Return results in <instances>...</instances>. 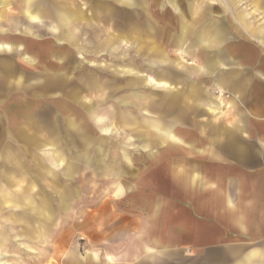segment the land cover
<instances>
[{
    "label": "rangeland",
    "instance_id": "1",
    "mask_svg": "<svg viewBox=\"0 0 264 264\" xmlns=\"http://www.w3.org/2000/svg\"><path fill=\"white\" fill-rule=\"evenodd\" d=\"M8 1L9 5L3 8L0 20V42L5 41L15 49L12 52H0V151L6 149L21 154L24 161L21 171L24 175L19 172L13 178L22 180L24 187L35 183L36 189L42 193L40 197L46 199V209L49 211L51 208L56 212L46 224L44 238L38 233L21 234L13 220L7 222V225H14V230L9 232L6 252H0V264H75L82 261L87 250L101 249V246L92 244L91 235L100 232L102 224L108 220L112 224L120 215L133 213L134 192L143 185L147 172L161 168L166 162L182 165L181 161L188 159L183 155L191 152L178 150L169 154L167 147L161 143L155 142L149 148H144V135L135 134L130 125L113 121L118 115L127 118L131 115L139 120H153L165 115L164 92L162 86L156 84L166 72L164 68L184 78V82L177 86L180 91H191L197 87L202 97H207L212 103L222 102L221 114L217 118L205 105L196 108L193 98L187 101L191 107L187 112L200 111L194 125L192 121L187 124L191 134L197 136L203 146L225 147L229 134L239 132L233 130L235 126L246 128V121L242 122L238 118L245 111V106L255 100L256 105L261 106V98L264 99L263 80L248 71L264 68V34L261 33L264 30L261 28L264 26L263 0H259L261 10L258 12H255L256 0H136L135 7L117 0H59L79 14L72 29H63V35L68 36L73 43L54 39L50 30L51 20L44 15L40 26H46L43 29L46 33H39L34 28L29 35L23 36L25 26H17L16 22L22 15L24 2ZM176 2L183 5L181 8L190 26L192 20L198 19V16L193 15L191 6L195 9V6L204 4L203 26L211 29L213 23L223 28L226 26L236 42L246 37L251 42H247V46L262 52L251 65L243 67L248 72L250 82L242 88V92L241 89L238 92L228 86L222 90L217 88L219 74L228 73L236 66L227 64L213 74L203 73L201 66L209 60L211 52L205 53L198 47L201 24L195 27L181 48L175 45L182 21L180 13L174 8L177 7ZM46 7L48 4L40 9ZM215 9L220 15L211 13ZM259 32L262 39L258 38ZM136 34L140 35L141 43L136 42ZM23 47L30 55V69L22 65L26 62L24 57H20ZM243 48L256 55L252 49ZM234 50H230L234 63H245L235 58ZM158 51H165L171 60L169 65L158 64L160 62H157L155 55ZM12 70L15 73L29 71L41 74L46 76L47 83L48 76L57 77L52 81L55 92L27 105L29 108L21 118L24 123L30 116V119L36 120L37 127L45 131L35 134L33 141L12 138L19 136L15 134L17 128L9 123L11 112L19 109L15 100L18 89L11 84V80H14ZM44 77L39 78L43 80ZM48 88L47 92L50 91ZM70 90L76 93L77 103L70 101ZM24 95L31 96V92L27 90ZM231 100L233 102L229 104ZM58 101H66L69 106L67 110L54 104ZM138 105L143 109L138 111ZM178 107L181 109L182 104L179 103ZM67 116L83 119L82 125L77 126L78 131L67 124ZM173 116H166V119ZM109 119L113 123L107 124ZM199 122L213 128L212 131L201 133ZM143 131L141 128L140 132ZM79 134L86 135L93 142V147L88 150L77 137ZM56 146L66 151L64 155L70 156L66 159H70L73 164L79 160L84 163L85 156L89 159L88 166L77 163L76 174L71 182L67 183L70 180L61 176L60 188L49 187L52 183H48L49 180L41 174L44 171L57 173L61 170L47 161L51 148ZM24 147L26 155H23ZM98 148L102 149L101 153L96 151ZM125 155L130 162L125 160ZM98 161H103L104 165ZM121 186L124 194L121 199H117L115 192ZM60 195L73 197L68 202L69 207L58 209L53 204L56 196ZM23 226L26 228L27 224Z\"/></svg>",
    "mask_w": 264,
    "mask_h": 264
},
{
    "label": "crops",
    "instance_id": "2",
    "mask_svg": "<svg viewBox=\"0 0 264 264\" xmlns=\"http://www.w3.org/2000/svg\"><path fill=\"white\" fill-rule=\"evenodd\" d=\"M117 1L129 7H135L137 4L136 0ZM23 2L22 15L16 22L17 26L18 24L25 26L23 36L29 35L34 28L39 33H46L43 30L46 26H40L43 23L42 15H44L51 20L50 30L54 39L64 43H73L68 36L63 35V29H72L79 14L68 4L59 0H23ZM254 2L257 4L256 8L261 10L258 5L260 1ZM262 2L264 3V0ZM46 4H48L47 9L41 10L40 8ZM8 5L9 1L4 0L0 9V20L3 17V8ZM182 6L179 2L177 7L173 6L178 10L182 19L181 32L175 39V45L181 48L188 36L201 24L202 28L198 33V47L205 53L211 52L209 60L201 66L203 73L213 74L227 64L236 66L228 73L219 74L216 79L217 88L222 90L228 86L238 92L241 89L242 92V88L250 82L247 77L248 72L243 67L251 65L262 52L258 48V51H255L247 46V42H251L246 37L236 42L226 26L223 28L215 23L211 26L212 29L203 26L204 4L195 6V9L191 6L193 15L198 16V19L192 20L190 26V21L183 12ZM216 10L211 13L220 15V12ZM147 27L151 29L150 26ZM139 36L136 34V42L141 43ZM244 46L252 49L256 55L250 54L251 51L249 53L243 48ZM14 49L11 44L5 41L0 42L1 53L12 52ZM232 49L236 52L235 58L245 63L242 65L234 63L230 57ZM155 55H157V62H160L159 65H169L168 62L171 60L168 59L165 51H158ZM29 56L23 47L20 57L26 60L25 64L22 62V65L27 69H30ZM164 57L168 60L162 64L161 59ZM164 69L166 72L163 75L165 79L168 77L167 81L172 86V90L169 91L165 89L164 84H161L164 92L165 115L178 116L167 120L163 114L153 120L144 118L139 120L131 115L128 118L118 115L113 121H120L125 126L130 125L134 128L135 134L144 135L142 140L145 142L144 148H149L151 144L157 142L167 147L166 151L169 154L178 150L191 153L183 155L188 159H183L182 165L166 162L167 164H163L161 168L147 172L143 185L137 187L134 192L133 213L120 215L118 220L112 224L110 220L102 224V230L91 235L92 244L101 246V249L87 250L85 257H82L83 260L75 264H231V253L247 244V236H252L253 240L264 243V99L261 98V106L256 105V100L253 103L250 101L245 106V111L241 112L238 118L242 122L246 121V128L235 126L233 130L236 129L239 132L229 134L225 147L203 146L199 138L191 134L188 124L190 121L194 123L200 112L197 113L196 110L201 105L207 106L209 111L217 117L221 114L222 102L212 103L207 97H202L197 87L191 91H180L177 86L184 82V78L180 75H173L167 68ZM248 71H252L264 82V68ZM15 72L13 70L11 72L14 79L11 80V84L16 85L18 89L15 100L19 104V109L11 112L9 123L13 128H17L18 132L15 134L19 136L12 138L33 141L35 134L45 131L38 128L36 120L30 119V116L24 123L21 118L29 108L27 105L35 102L34 100L47 98L55 92L56 87L52 81H55L57 77L48 76L47 83L46 76L41 74L29 71ZM39 77L44 78L42 80ZM47 88L50 91L47 92ZM27 90L31 92V96L25 97ZM70 91V101L77 103L76 93L73 92V94L72 90ZM192 98L196 101L194 104H197L198 109L187 112L191 108L187 101ZM232 102L233 100L229 104ZM179 103L182 104L181 109L177 108ZM54 104L66 110L69 107L66 101L63 103L58 101ZM213 105L216 109L212 107ZM138 108V111L140 108L143 109L141 105H138ZM67 118L69 120L67 124L78 131L77 126L82 125L83 119L69 116ZM113 121L109 119L107 124ZM155 122H164L165 136L154 130ZM207 126L200 123L201 133L212 131L213 128ZM141 128L144 129L143 132H140ZM179 132L182 139L175 136V133ZM77 137L87 149L93 147V142L91 143L86 135L79 134ZM25 149L24 147L25 154L23 155L27 154ZM51 151L47 161L61 170L57 173L53 171L41 173L45 179L49 180L48 183H52L48 185L49 187L60 188L61 176L70 180L67 183L71 182L76 174L77 163L89 165L87 156H85L84 163L83 160L75 164L70 162V159H66L70 156H65L66 151L61 150V146L53 147ZM96 151L101 153L102 149L98 148ZM125 160L130 162L126 155ZM98 163L104 165L103 161H98ZM23 166L24 161L21 154L6 149L0 151V252H6L4 250L9 242V232L14 230V225H7V222L13 220L21 234L38 233V236L44 238L46 224L56 212L51 208L49 211L46 209V199L40 197L41 192L36 189L35 183L24 187L22 180L13 178L19 172L24 175L21 171ZM123 194L122 186L118 187L115 192L117 199H121ZM56 197L53 204L58 209L69 207L68 202L73 198L62 197V195ZM24 224H27L26 228ZM30 225L33 227H29ZM252 225L254 226L253 231ZM29 249L34 250L31 247ZM249 255L250 264H254L257 251L254 250Z\"/></svg>",
    "mask_w": 264,
    "mask_h": 264
},
{
    "label": "clouds",
    "instance_id": "3",
    "mask_svg": "<svg viewBox=\"0 0 264 264\" xmlns=\"http://www.w3.org/2000/svg\"><path fill=\"white\" fill-rule=\"evenodd\" d=\"M253 228L252 225V231ZM246 238L247 244L231 253V264H250L249 253L254 250L257 251L254 264H264V243L253 240L252 236Z\"/></svg>",
    "mask_w": 264,
    "mask_h": 264
},
{
    "label": "bare ground",
    "instance_id": "4",
    "mask_svg": "<svg viewBox=\"0 0 264 264\" xmlns=\"http://www.w3.org/2000/svg\"><path fill=\"white\" fill-rule=\"evenodd\" d=\"M4 3V0H0V8H1V6H2V4ZM255 7H257V4H255ZM259 11V9L258 8H256L255 9V12H258ZM264 13V12H263ZM262 13V14H263ZM74 19V18H73ZM65 20V19H64ZM70 21V20H69ZM63 22V21H62ZM70 23V22H69ZM261 33L262 34H264V30L263 31H261ZM264 36V35H263ZM64 38H66V37H64ZM258 38L259 39H262L263 41H264V37H262L261 38V34H260V32L258 33ZM168 59H166L165 57L163 58V59H161V62H162V64H164L166 61H167ZM170 62V61H169ZM63 67H61V69H62ZM208 73H210V72H208ZM165 75H163V77L162 78H160L159 79V81H156V84H158V85H161V84H164L166 87H165V89L167 88L169 91H171L172 90V86L171 85H169V83H168V81H167V78L168 77H166V79H165V77H164ZM136 87V86H135ZM162 88H163V86H162ZM217 104V103H216ZM212 107H214V105L212 106ZM215 108V107H214ZM216 109V108H215ZM113 118V117H112ZM115 118V117H114ZM116 122V121H115ZM154 130H156V132H158L159 134H161V135H163V136H165V134H166V130H165V124H164V122H155L154 123ZM134 132V131H133ZM175 136L177 137L178 136V138H180V139H182L181 137H182V135H181V133L179 132V133H175ZM62 166V165H61Z\"/></svg>",
    "mask_w": 264,
    "mask_h": 264
}]
</instances>
